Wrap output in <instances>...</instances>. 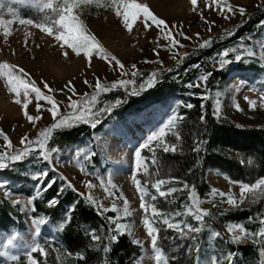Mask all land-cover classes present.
Instances as JSON below:
<instances>
[{
	"label": "rangeland",
	"instance_id": "1",
	"mask_svg": "<svg viewBox=\"0 0 264 264\" xmlns=\"http://www.w3.org/2000/svg\"><path fill=\"white\" fill-rule=\"evenodd\" d=\"M48 2L49 0H0V14H3L5 19H11L12 17L7 12L9 7L16 12L19 18H23V10L26 9L44 13L48 10V8L44 7ZM51 2L53 5L55 2H59L60 6V0H51ZM136 3L147 5L155 15L172 26L170 28L171 37H167L163 26L157 28L152 24L145 29L142 15L138 16L133 23L132 30L125 29L122 17H118L115 13V6L112 4V0H98V2L93 0L91 4H81L74 9V14L83 22L87 32L96 37L107 53L116 56L125 65L123 70L114 66V62L109 63L108 60L104 59L103 52L99 55L93 52L91 57H85L83 53L77 55L71 53V50L68 49L69 55L66 57L61 54L60 42L56 41L53 36L43 32L34 24H21L19 19H16L9 26L10 34L7 37L0 30V63L18 66L13 70L14 74H19L18 68H23L27 75H19H22L26 80L33 81L37 87L41 88L44 94L52 95L54 102L58 105L60 115L70 116L73 109L69 107V96H71L72 100L77 101L79 105L91 107L92 111H94L98 97L103 93L94 89V77H99L102 84L111 85L112 82L121 79H135L137 76H132L133 71L156 72L161 75L163 71L168 72L172 64L178 59H182L204 40L214 37L230 38L232 36L229 34L232 31L230 28L235 27L241 18L238 12L233 14L228 12L225 6L218 7L214 0H197V5L195 6L192 5L191 0H136ZM227 4H231L233 8L243 6L246 9L244 16H249L257 8L264 5V0H224V5ZM56 18V13L52 11V14L47 13L42 16L28 15L25 19H32L37 23L47 20L48 24L51 25ZM210 21H214V23H209ZM259 28L261 32L256 35L223 44L222 50L233 47L241 49L243 45L245 59L241 62L233 63L223 70L227 72L228 77L211 97L214 115L229 118L239 126L246 128L264 127V107H260V93L257 90H249L264 87V67L261 66L264 65V59H260L262 53L258 46V42L264 39V26L260 23ZM180 32H183L184 36H181ZM196 33H199V36ZM171 39H175L179 43L173 45L170 42ZM254 45L256 46L255 48L252 47ZM252 51H255L256 54L249 56L248 53ZM214 59H218V57L212 58L211 63H209L210 70L214 69ZM133 64L136 65V69L131 67ZM124 73H127V75H124ZM203 75L205 74H198L195 84L200 83L203 85V82L199 81V78ZM85 80L89 83L85 84ZM69 81H72L74 85V93L70 91L72 86L68 85ZM45 82L52 89L51 92L44 88ZM132 85H118L115 88H110L109 91L117 88L129 90L128 88ZM9 87L7 77L0 75V130H2V134H0V152L15 154L23 147L20 143L22 135L26 134L29 138L35 139L42 130L51 128L55 121L48 111L51 105L45 100H40L41 109L38 112L35 107L37 103L35 94L30 92L27 111L31 115L41 116L42 118L29 122L24 115L25 110L22 104L15 102L17 99L23 100V90H21L19 95H16L9 91ZM93 95L96 96L95 101L91 99ZM246 96L256 101L255 108L249 107L248 101L245 100ZM177 101V98H171L165 104H171L176 107ZM237 104L239 109L236 107ZM158 119H160L159 115L155 119L149 118L147 122L136 121L135 124L125 129L127 135L118 144L117 140L113 138L110 129L117 122L122 124L125 119L122 121L117 117H112L99 133L89 138L81 139L77 144L60 151L58 156L55 153L53 154L59 160V163L56 164L58 172L67 177L79 192L84 193L85 196L91 195L97 204L102 205L100 209L95 208L99 214L113 213L119 222L126 225V234L131 241L133 242L137 239L141 241L139 245L133 242L142 249L141 264H156V262L154 259L155 253L151 249L150 237L143 226L145 215L151 217V211L149 210L146 214L140 208V193L136 190V185L133 183V173H135V178L141 181V187L146 188L151 195L156 196L155 200H151L150 196L146 197V202L155 204L157 208L162 209L173 222H182V220L190 218L193 226H200L199 222L188 213L190 207L194 208L191 194L195 193V191L188 189L186 194L187 202L183 205V213L179 221H174L177 220L178 215L173 216L172 214L179 213L176 208L177 199L180 196V190L184 187H173L177 190L169 194L167 199L160 197L155 189L153 192L151 191L153 189L151 187L152 182L164 176L161 174L163 165L161 155L164 152L159 147L153 148L150 146L142 150L140 157L141 167L137 170V158L135 157V147L138 146L137 140L142 136L146 137L150 134V131L156 130L158 127L156 120ZM78 124L90 125L79 121L75 126ZM54 130L56 129H53L52 132ZM174 131L175 129L168 134L173 135ZM4 134L11 141L10 147H6L7 141L4 139ZM166 137V141L171 144ZM78 147L82 151L77 157L74 153ZM88 151H94L96 155L88 158L84 154ZM153 155L155 156V164L152 163ZM222 155L228 158L234 157L235 153L223 150ZM26 159H30L27 164V173L38 170L40 164L46 166V162L35 153ZM19 163H16L14 167L0 170V174L2 172L5 174L11 172L16 176L22 174L20 178L23 179V175L27 173L17 171ZM144 167L149 169L148 173L143 171ZM242 178L244 182H254L253 175L249 173ZM109 179H111V183L108 182ZM122 179L127 181V189H125V185H121L120 181ZM0 180L8 181V188L0 189V197H5V192L10 190L11 196L8 199L10 202L19 200V206L24 214L27 229L24 232H15L19 233V237L14 241L15 247H10L9 250L19 252L26 263V258L23 256L22 251V242H30L31 239L36 240L38 236L52 239V235L47 229H41L38 236L32 235L34 233V225L29 219L31 211L29 199L14 193V190L19 189L23 185L20 186L19 179H15V177L7 178L0 175ZM84 181H91L94 187L91 189L87 188ZM145 181H148V183L145 184ZM206 182L209 190L202 196L195 193L200 200V208L208 210L211 213L209 216L218 213L220 210L236 209L227 204V195L222 198L220 193L231 194L239 199V184H233L231 180L216 171L207 173ZM34 183L35 181L27 174V181H24L26 187L29 186L33 189ZM169 186L172 187L171 183L164 187ZM213 190H215V194ZM125 199L127 200V213L125 212ZM112 205L116 206V211L112 210ZM241 207H254L259 208L261 211L264 209V197L258 196L255 201L246 200ZM104 208L109 210L104 211ZM212 217L215 218L214 216ZM261 217L264 216L258 215L255 220L256 224L249 232H259V229L264 227L260 223ZM207 218L208 216L204 217L203 230L200 233L185 235L184 238H180L178 232L167 229L166 226L157 222L161 228L158 246L162 247L163 252L167 256L166 264L190 263L193 255H188L186 249L189 248L193 236L195 238H203L199 255L202 260L208 259L214 254L211 245L214 237L210 236L212 230L209 227L205 228ZM220 230L227 238L231 237V233L227 232V226H222ZM8 237L9 235L0 232V251L4 250V244ZM239 244H258L260 250L264 248V244L259 242L258 237L256 240L251 238L243 240ZM0 264H3L2 257H0ZM161 264H164V262L162 261ZM192 264H194V259ZM226 264H228V261ZM260 264H264V255H260Z\"/></svg>",
	"mask_w": 264,
	"mask_h": 264
},
{
	"label": "trees",
	"instance_id": "2",
	"mask_svg": "<svg viewBox=\"0 0 264 264\" xmlns=\"http://www.w3.org/2000/svg\"><path fill=\"white\" fill-rule=\"evenodd\" d=\"M59 2H55L53 7L58 8ZM23 18L28 15H39L50 13L52 9L46 12L23 10ZM264 21V5L257 8L249 16H243L235 27H231L230 38L223 39L219 37L211 38V42L206 47L197 46L186 54L182 59H178L170 66L168 72H162L156 84L152 88L141 89L140 85L148 79V71H141L134 79L135 84L129 87V90L119 89L103 92L97 100L94 111L107 106L112 107V112H105L98 117L100 123L93 129L87 124H78L76 126L60 128L54 130L47 142V147L58 146L59 152L68 147L77 144L83 138H89L99 133L112 117L124 120L128 113L138 110H144L148 107H162L171 98H177L184 104L191 103L193 108L189 109L184 104L176 106V110L185 115V119L178 123V130L181 136L176 140L174 134L166 137L171 144H176V151L163 153L161 155L163 178L174 177L171 186H183L185 183L189 186L180 190L177 199L176 208L179 211L177 220L182 216V208L186 204V194L188 189H192L199 196H202L209 190L206 182V175L209 171H216L231 181H244L243 176L247 173L253 175V179L264 176V127L246 128L239 126L224 116H216L213 113L212 94L228 77L227 72L223 70L213 71L209 69V63L212 58L222 50L223 44L235 41L240 38L247 39L251 35L261 32L260 22ZM211 71L206 83L196 87L195 81L199 73L206 74ZM193 86H189V83ZM136 94H131L132 90ZM120 99L121 104L117 105L115 101ZM205 117L201 122L200 117ZM176 131V129H175ZM174 131V132H175ZM197 142L201 143L200 151H194L193 148ZM223 150H229L235 153L234 157H224ZM30 159L19 163L17 171L27 173V164ZM243 161V162H242ZM46 167L40 164L38 170ZM191 170V171H189ZM163 171V172H162ZM1 177L19 179L21 183L19 189L14 193L24 196L27 199L34 195L32 187H26L24 181H27V174L16 176L14 173L2 172ZM49 175H55L49 172ZM9 176V177H8ZM166 176V177H165ZM19 177V178H18ZM26 177V178H25ZM63 181L57 179L56 185L47 192H43L31 204L29 219L32 217L50 218L46 225L41 229L49 230L52 239L38 236L36 241L45 248L46 255L41 256L33 253L37 257L39 264H141L143 252L140 246L135 245L127 234L120 235L117 242H112L110 251L103 253V244L108 243L109 228L115 229V223L109 222L106 217L114 216L107 212L104 215L99 214L94 206H86L83 197H77V194L70 189L60 195V204L56 207H49L46 203L50 199ZM194 186V187H193ZM177 188V187H176ZM154 189H151L153 192ZM73 200H79L77 209L72 213L71 223L64 231L58 230V223L62 218L69 204ZM34 203L35 211L32 210ZM262 209V208H261ZM259 211V212H258ZM258 215L264 216V209L254 207H240L233 210H220L218 213L208 216L205 228L209 227L212 231H220L222 226L239 223L250 230L256 223ZM249 217L253 219L249 220ZM191 224V219L186 218ZM98 229L99 234L104 237L102 242H93L86 235L91 229ZM27 229L24 214L19 204L14 205L10 200L0 197V232L10 235L15 232H24ZM201 235V234H200ZM202 237H197L190 241L189 247L199 248L201 251ZM226 236L212 239V252L220 256L221 254L234 253L235 264H260V247L258 244H235L229 243ZM73 253L69 255L68 253ZM77 253H83L86 259H79ZM193 259L196 252L192 253ZM191 258L190 263L192 264ZM227 258L221 261V264L227 263ZM19 264H26L21 259Z\"/></svg>",
	"mask_w": 264,
	"mask_h": 264
},
{
	"label": "snow or ice",
	"instance_id": "3",
	"mask_svg": "<svg viewBox=\"0 0 264 264\" xmlns=\"http://www.w3.org/2000/svg\"><path fill=\"white\" fill-rule=\"evenodd\" d=\"M214 2L218 7L225 6L227 8V11L230 13L235 14L236 12H238L241 17H243L246 13V9L243 6H237L236 8H233L231 4L224 5V0H214ZM91 3H93V0H60V6L58 8H54L51 0H49V2L44 5V7L52 9L56 13L57 17L51 25L48 24L47 20L37 23L32 19L19 18L16 12L11 7H9L7 9V12L12 18L5 19L4 15L0 14V30H2L3 35L7 37L10 34L9 26L12 25L16 19H19V22L21 24H34L43 32H46L50 36H53L56 41L60 42L61 54L66 57L69 55L68 49L71 50V53H75L77 55L83 53L85 57H91L93 52H95L97 55L103 52L104 59L108 60L109 63L114 62V66L123 70L125 68V65L116 56L107 53L99 44L96 37L93 34L87 32L86 28L83 26V22L78 19L77 15L74 14V9H76L79 5ZM191 3L195 6L197 5V0H191ZM112 4L115 6L116 15L118 17H122L123 26L125 29L129 31L132 30L133 23L137 20L138 16L142 15L145 29L149 28L152 24H154L157 28L163 26L164 30L167 33V37H171L172 33L170 31V28L172 26L168 25L164 19L159 18L157 15H155L147 5L136 3V0H112ZM209 23H214V21H210ZM260 23L262 26H264V21H261ZM180 35L184 36V33L180 32ZM196 35L199 36V33H196ZM170 42L173 45L179 43V41L175 39H171ZM210 42V39H206L199 45V47H206L210 44ZM258 46L262 53L260 59H264V39L258 42ZM252 47L255 48L256 46L254 45ZM243 48L244 46L242 45L241 49L233 47L220 51L217 54L218 59H214L213 70H224L226 67L233 63L241 62L243 59H245ZM255 54V51L248 53L249 56H254ZM160 63H162V61H160ZM261 66L264 67V65ZM17 67L18 66H13L9 63H0V75H4L7 77L8 83L10 85V92L19 95L21 90H23V100L17 99L15 100V102L17 104H22L23 109L25 110L24 115L26 116L27 120L29 122H33L42 118L41 116L31 115L27 111L29 104V93L31 92L35 94V99L37 101L35 107L38 112L41 109V104L39 103L40 100H45L51 105L48 111L51 113L55 122L52 124L51 128H45L44 130H42L35 139L29 138L26 134L22 135L20 138V143L21 145H23V147L19 151L15 152V154L0 152V170L14 167L16 163L24 161L27 157L35 153L39 156V158L46 162V167L34 172L27 173L32 178V180L35 181V183L33 184L34 195L28 198L30 203H32L37 197H40L43 192H47L49 189H52L54 185H56L57 179H59L64 183L56 188L55 194L46 201L49 207H56L60 204L59 197L67 188L75 192L77 194V197H84L86 206H95V208L97 209L102 208V205L97 204L96 200L93 199L91 195L85 196L84 193L79 192V190L76 189L75 185L72 184L71 181L67 179V177L58 172L56 164L59 163V160L56 159L53 154L55 153L58 156L59 148L58 146L49 148L46 145L53 129L75 126V124L79 121L89 123L90 126L95 129L97 124L100 123L98 117L105 112H112V107L107 106L104 108H99L96 111H92L91 107L81 106L77 101L72 100L71 96H69V107L73 109V112L70 116L60 115L58 111V105L54 102L53 96L44 94L41 88L37 87L33 81L26 80L22 75H19H27L23 68H18L19 74H14L13 70ZM131 67L133 69H136L135 64H133ZM169 71L171 70L169 69ZM139 74L140 73L138 71L132 72L133 77ZM124 75H127V73H124ZM159 75L160 74L156 72L150 73L148 79L141 83L140 88L145 89L154 87L159 78ZM211 75L212 72L207 71L205 75L199 78V81L206 83L209 76ZM94 79V89L98 92H108L110 88H115L118 85L135 84L134 79H121L112 82L111 85L102 84L99 77H94ZM84 83L88 84L89 82L85 80ZM68 85L72 86L70 91L74 93V85L72 84V81H69ZM189 86H193L191 82L189 83ZM195 86L199 87L201 86V84L197 83ZM44 88L49 92L52 91V89L46 82L44 84ZM249 90L259 91L261 101L260 107H264V87H261L260 89L253 88ZM131 94H136V90L133 89ZM91 99L92 101H95L96 96L93 95ZM245 100L248 101L250 108L256 107L255 100L247 96L245 97ZM115 103L119 105L122 103V101L120 99H117ZM176 104H184V102L177 101ZM184 106L189 109L194 107V105H192L191 103L184 104ZM236 107L237 109H239L238 104L236 105ZM157 115L160 116V119L156 120V125H158L156 130L150 131V134H148L146 137L142 136L137 140L138 146L135 147L137 170H139V168L141 167L140 157L143 149H147L152 146L153 148L159 147L165 153L176 151V144H169L166 141L165 137L169 132L176 129V131L173 133L175 139H181L178 130V123H181L186 118L185 115L178 112L176 110V107L171 104H164L161 108L146 106L144 110H138L128 113L122 124L120 122H117V124L113 125V128L110 129V132L113 134V138L116 139L117 143L119 144L120 140L127 135L125 129H127L130 125L135 124L138 120L147 122L149 118L155 119ZM204 119L205 117L201 115V122H203ZM0 134H2V130H0ZM4 139L5 141H7L6 147H10L11 141L6 134H4ZM200 148L201 143L197 142L193 150L199 152ZM81 151L82 150L78 147L75 150L74 155L78 157ZM84 154L88 158L96 155L94 151H88ZM152 163H156L154 155L152 157ZM50 171L55 173V175L50 176ZM143 171L145 173H148L149 169L147 167H144ZM173 179L178 178H157L154 180V182H152L151 187L155 189L157 193H159L160 197H164L165 199H167L169 194L177 190L176 188L170 186L166 188L164 187L165 185H169ZM108 182L111 183V179H109ZM133 183L136 185V190L140 193V208L143 209L146 214L149 212V210L151 211V217L145 215L143 219V226L146 229L147 235L150 237L151 249L155 253V262L156 264H161V262L163 261L164 264H166L167 256L163 252L162 247L158 246V240L160 238L159 233L161 231V228L158 226L157 222L166 226L167 229H172L175 232H178L180 234V238H184L185 235L200 233L203 230L204 217L211 215V213L208 210L200 208V200L193 192L191 194V199L193 201L194 208L190 207L188 209V213L191 214L197 222H199L200 226H193L187 221L173 222L162 209L157 208L155 204L146 202V197L150 196L151 200H155L156 196L151 195L146 188L141 187V181L135 178V173H133ZM144 183L147 184L148 181H145ZM232 183L239 184V199L231 194H225L223 192L220 193V196L222 198L227 195L226 202L230 207L239 208L246 202V200L255 201L256 197L258 196L264 197V176L256 178L254 182L232 181ZM84 184L89 189L94 187L91 181H84ZM183 187L188 188L189 186L185 183ZM7 188L8 181L0 180V189ZM213 192L215 194V190H213ZM10 196V190L6 191L4 198L7 199ZM12 203L14 205L19 204V200L12 201ZM78 203L79 200H73V202L68 205L66 211L63 213L62 218L58 223L59 231H64L66 227L71 223L72 213L76 211ZM32 210L33 212L35 211L34 203L32 204ZM103 210L108 211L109 209L104 208ZM112 210L116 211L115 205H112ZM127 211V200L125 199V212L127 213ZM178 214L179 213H173L172 215L175 216ZM106 219H108L110 222L115 223V229L113 230L109 228L108 243L103 244V253H108L110 251L109 245L112 242H117L119 240V236L126 234L127 231L126 225L119 222L116 216H108L106 217ZM251 219L253 218L249 217V220ZM49 220L50 218L46 219L44 217L33 216L32 224L34 225V233L32 235L38 236L41 231V226L46 225ZM260 223L264 225V217H261ZM227 232L231 233L230 240H228L229 243L239 244L243 240L250 238L256 240L258 237L259 242L261 244H264V227H261L259 229V232H249V230L246 229L242 224L230 223L227 225ZM86 235H88L90 237V240L93 242H102L104 239V237L99 234L98 229L95 228L91 229L90 232H87ZM222 235L223 234L220 231H212L210 233V236L215 238L222 237ZM18 237L19 233H11L7 238L6 243L4 244V250L0 251V257L3 258V264H19V261L21 259L20 253L9 250L10 247H15L14 241L17 240ZM192 239H195V237L193 236ZM133 242L138 245L141 244V241H139L138 239L134 240ZM22 251L23 256L26 258V264H39L38 258L34 257L33 253H38L41 256H45L47 254L45 248L41 246L35 239H31L30 242H22ZM193 251L196 252V256L194 257V264H221V261L225 258H227L228 264H235V254L231 252L226 254V257L224 254L217 256L214 252V254L210 258L202 260L199 256L198 247L195 249H193L192 247L186 249L187 254L190 256L192 255ZM68 254L72 255L73 253L69 252ZM77 255L79 259H86L83 253H77ZM260 255H264V248L260 250Z\"/></svg>",
	"mask_w": 264,
	"mask_h": 264
},
{
	"label": "bare ground",
	"instance_id": "4",
	"mask_svg": "<svg viewBox=\"0 0 264 264\" xmlns=\"http://www.w3.org/2000/svg\"><path fill=\"white\" fill-rule=\"evenodd\" d=\"M120 183H121V185H125V189H127V187H128L127 184H128V183H127L126 180H123V179H122V180L120 181Z\"/></svg>",
	"mask_w": 264,
	"mask_h": 264
}]
</instances>
